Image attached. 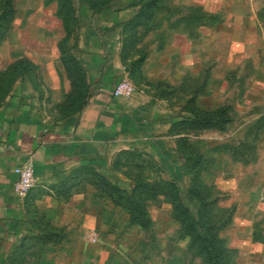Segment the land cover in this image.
Returning a JSON list of instances; mask_svg holds the SVG:
<instances>
[{
  "label": "rangeland",
  "instance_id": "374dc122",
  "mask_svg": "<svg viewBox=\"0 0 264 264\" xmlns=\"http://www.w3.org/2000/svg\"><path fill=\"white\" fill-rule=\"evenodd\" d=\"M114 1L12 0L14 18L0 41V107L32 104L50 118L81 110L88 88L83 28L93 13L108 10ZM124 1L125 14L116 24L121 29L119 59L125 73L121 79L132 84L133 94L146 95L164 109H181L176 121L218 109L227 117V104L241 90L242 79L256 73L250 54L264 45V0H157L149 7L144 0ZM49 73L56 81H50ZM187 123V130L172 124L144 147L80 165L52 184L47 193L56 203L30 213L0 264H208L182 226L175 202L163 194L149 199L141 191L144 185H175L192 217L200 205L197 182L209 205L207 218L218 223L217 233L225 231L232 213L216 207V201L230 196L214 192L212 183L219 180L213 146L227 139V123L219 137L217 128L194 129ZM197 155L201 163L193 171ZM132 192L133 200L140 194L145 201L151 218L147 227L131 222L125 204ZM74 197L79 211L76 219H68L65 206ZM83 202L89 208L81 214ZM263 214L254 226L258 244L249 251L219 239V264H264Z\"/></svg>",
  "mask_w": 264,
  "mask_h": 264
},
{
  "label": "crops",
  "instance_id": "0c3cea01",
  "mask_svg": "<svg viewBox=\"0 0 264 264\" xmlns=\"http://www.w3.org/2000/svg\"><path fill=\"white\" fill-rule=\"evenodd\" d=\"M126 5L119 0L117 7L93 13L83 28L88 38L82 59L88 89L81 110L64 118H50L32 104L0 107V257L12 252L19 228L34 209L45 210L56 203L47 193L52 184L80 165L144 147L143 143L170 130L176 116L181 117V109H164L143 94L129 98L113 95L115 84L125 74L119 59L121 29L116 24L123 19ZM250 56L256 73L242 79L241 90L227 104V139L217 140L213 146L219 179L212 183L213 191L230 196L225 202L218 198L216 207L232 213L225 231L217 236L240 251L258 244L253 238L254 226L264 211V45ZM49 74L50 81H56L55 74ZM63 88L68 90L65 82ZM215 132L219 137V129ZM26 162L34 166L35 183L24 198H18L13 192V169ZM78 200L71 198L72 203L65 206L68 219H76L79 210L73 203ZM62 205L56 208V216H60ZM88 208L83 202L81 214Z\"/></svg>",
  "mask_w": 264,
  "mask_h": 264
},
{
  "label": "trees",
  "instance_id": "16d2710c",
  "mask_svg": "<svg viewBox=\"0 0 264 264\" xmlns=\"http://www.w3.org/2000/svg\"><path fill=\"white\" fill-rule=\"evenodd\" d=\"M147 6H154L157 0H144ZM119 0H116L110 4L111 7H117ZM108 8V9H110ZM15 14V7L13 5L12 0H0V41L4 39L7 32L9 31L13 18ZM88 89V88H87ZM87 96V90L85 92ZM186 119L188 121L187 124H190L188 127H192L194 129H202V128H217L219 130L225 129V124L228 123V115L224 116L223 111L215 110L210 114L200 113L193 115H184L181 119L175 121L173 126H180L183 130L186 129ZM187 130V129H186ZM125 151V150H122ZM120 151V152H122ZM201 163L200 155H197L194 161L192 162L193 171L194 169ZM144 189H141L147 198L152 199L155 198L159 194H163L169 197L172 202L174 201V208L178 209L182 220L183 227L188 231V234L194 237V242L198 244L201 251L204 252L207 263L208 264H219L220 252L218 248V236H217V225L216 222H211L207 218V205L206 201L203 198L201 190L199 189L197 182L194 193L199 201L200 205L195 213V216H187L189 215L188 209L181 204L178 198V190L175 185L172 184H151L142 186ZM135 196V195H134ZM137 200H133V192L126 196L129 203L125 204V207L128 209L131 222L137 223L142 227H147L150 224V216L146 208V204L144 200H140V194H138ZM126 201V200H125ZM136 205V208L132 210L131 204L133 202ZM212 205L215 206L214 200L211 201Z\"/></svg>",
  "mask_w": 264,
  "mask_h": 264
},
{
  "label": "built area",
  "instance_id": "2783aa9c",
  "mask_svg": "<svg viewBox=\"0 0 264 264\" xmlns=\"http://www.w3.org/2000/svg\"><path fill=\"white\" fill-rule=\"evenodd\" d=\"M134 92L132 84L125 78L119 80L114 88L113 95L117 97L129 98ZM16 180L13 184V192L16 197L24 198L35 183V170L31 162L16 165L13 169ZM91 240H95V234H91Z\"/></svg>",
  "mask_w": 264,
  "mask_h": 264
}]
</instances>
